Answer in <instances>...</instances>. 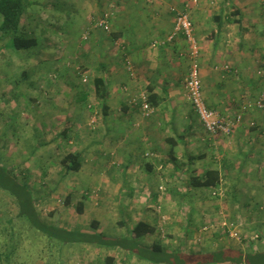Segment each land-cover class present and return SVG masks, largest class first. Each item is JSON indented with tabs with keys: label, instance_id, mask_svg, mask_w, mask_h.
Masks as SVG:
<instances>
[{
	"label": "crops",
	"instance_id": "crops-1",
	"mask_svg": "<svg viewBox=\"0 0 264 264\" xmlns=\"http://www.w3.org/2000/svg\"><path fill=\"white\" fill-rule=\"evenodd\" d=\"M47 3L50 11L57 12L53 14L56 18L63 16L62 21L73 9H80L78 17L83 15V28L90 25L87 21L92 15L101 16L103 10L113 12L111 32L96 30L97 38L91 47L94 50L85 46L80 50L86 78L81 75V80L78 72L71 74L65 65L59 74L62 83H58V78H46L53 99L60 101L52 105L51 115L49 112L46 116L52 131L46 134L44 152L54 157L59 156L55 155L56 149L64 150L59 164L61 170H66L62 175L63 171L58 170L57 174L50 170V186L59 185L65 190L71 186L83 192L69 193L63 198V205L68 204V196L72 205L83 203L86 213L96 201L110 205L132 203L136 213L134 226L144 219L158 227V234L143 241L147 246L160 237L164 240L172 236L173 240L166 241L167 246L197 253L222 248L264 251V220L257 216L259 205L264 206V107L258 106L264 80L257 75L264 61V34L256 29L258 24H264V16L243 26L245 21L249 23L246 8L250 4L239 0H200L197 4L192 0H78L70 3L73 9L64 3L60 7L59 2L52 0ZM186 3L200 44L206 102L228 118L237 114L243 117L230 136L205 131L185 88L189 70L187 43L184 37L166 42L175 25L174 10ZM88 29L92 33L95 27L91 24ZM75 39L63 42L65 46L58 51L64 59L73 58L65 54L66 45L74 44ZM1 57L5 63L6 54ZM51 58H56V54ZM227 65L229 70L225 69ZM59 71L56 68L51 73ZM22 74L28 76L29 71ZM98 79L103 82L99 90ZM144 94L156 110L149 118L138 103ZM71 152L81 154L82 168L78 172L67 171L62 164ZM211 169L221 173L218 189L192 185L194 178L205 177ZM152 174L158 176V186L150 182ZM55 175L58 176L54 178ZM214 191L222 194L215 195ZM94 194L99 195L97 200ZM57 198L62 196L51 200L53 209L58 205ZM104 209L110 208L105 205ZM91 211L94 221L103 227L101 218L106 213L103 215L96 207ZM252 212L256 213L251 226L241 222L246 227L241 232L243 238L248 237L249 230L263 238L259 245L253 243L254 250L249 248V240L232 239L220 226L221 221L241 215L246 221ZM162 214L167 216L165 233L160 230ZM207 225L213 227L203 233L202 228ZM200 236L203 241L199 242ZM147 239L153 241L148 243ZM85 244L71 247L80 246L81 251L93 248L98 253V246ZM129 257L117 254L116 264H150Z\"/></svg>",
	"mask_w": 264,
	"mask_h": 264
},
{
	"label": "rangeland",
	"instance_id": "rangeland-1",
	"mask_svg": "<svg viewBox=\"0 0 264 264\" xmlns=\"http://www.w3.org/2000/svg\"><path fill=\"white\" fill-rule=\"evenodd\" d=\"M28 1L30 6L22 21L23 30L36 37L40 44L28 50H16L9 46L8 40L0 37V166L5 169L4 173H0V255L2 256L0 264H102L107 251L103 253L101 249L106 250L105 248L98 246L97 253L93 251V248L81 251L80 246H76V249H73L69 244L64 246L58 238L52 234L44 233L30 221L28 216L23 213V211L27 212L30 206L28 208L27 203H22L19 200L21 197L31 196L34 206L36 205L37 217L47 227L56 230L62 228H76L83 231L100 230L101 234L106 237L116 238L115 234L118 233L120 237L125 236L134 226L136 213L134 210L132 211V203L110 205L96 201L92 203V207L88 204V213L84 211L83 207L80 212L79 205L77 206L75 202L74 205L65 203L63 205V198L69 193L83 195V192L80 188L75 189L71 186L70 190L69 187H66L65 190L59 185L58 188L50 186L52 180L50 170L55 171V173L58 170H64V168L61 170V164H59L64 150L59 152V149H56L55 155L58 153L59 156L54 157L44 152V147L47 145L46 134L48 130L52 131L48 128L46 116L49 115V112L51 115L52 105L60 101L53 99L52 91L47 85L49 81H46L48 78L49 80L58 78V83H62L59 74L63 73V65L69 67L71 74L78 72L77 76L80 79L81 75L82 77L85 75L84 66L80 63V50L84 49L83 46L89 48L94 46L97 38L95 31L98 29L95 28L91 33L88 28L91 24L94 25L100 15L90 16V21H87L90 25L83 28V15L78 17L80 9L71 7V4L73 5L71 2L76 3L78 0H52L55 4L59 2L60 7L63 5L61 3H64L66 8L73 9L63 21L62 15L56 18L57 15L54 16L53 14H57V12L50 11L52 8H50L51 5H48L50 4L47 3L48 0ZM247 1L249 0L246 2L239 0L242 4H250L246 8V20L248 19L249 23L246 24L245 21L243 24L245 27L252 25L255 18L264 16V0H252L251 3ZM108 8L107 6L106 9ZM256 29L264 34L263 23L258 24ZM88 31H90V35H86ZM98 33H104V31L99 30ZM91 37H94V40ZM74 39V44L66 45L67 53L65 54V56L69 54L68 56L73 58L64 59L65 57L58 51L65 46L63 42L71 43L70 40ZM262 42L264 43V37H262ZM85 50L89 51L86 48ZM92 50L94 49L91 48ZM4 54H6L5 63L3 62L4 58L1 57ZM52 54H56V58L53 60ZM56 68L60 70L58 74L57 72L56 74L51 73ZM24 70L29 71L28 76L22 74ZM258 77L260 76L258 75ZM84 78L86 77L84 76ZM39 80L43 81L40 82ZM61 93L58 92V94ZM261 98L264 99V92L261 93ZM51 124L50 126H52ZM66 148L68 149V147ZM18 161L22 162L17 164ZM57 176L55 175L54 178ZM150 182L154 186H158V176L152 174ZM59 196L62 198H57L58 205L53 209L51 204L53 201L51 200ZM93 196L97 200L99 195L94 194ZM105 205L109 206L110 209L105 210ZM94 207L103 215L105 213L107 215L101 218L104 226L100 227L98 224L97 229L94 228L96 227L94 226L95 219H93L94 215L91 211ZM263 207L259 205L261 210L259 209L260 212L257 214L258 217L262 218V221L264 220ZM255 213L252 212L250 219L247 217L246 221L241 219L243 215L238 219H229L245 224L250 223L251 226L252 217ZM119 221H124V228L118 225ZM244 223H241L242 228H246L243 227ZM249 231L248 237H244L243 240H249V248L254 250L255 245L253 243L257 242L259 245L263 238L260 236L258 240H251L253 231ZM111 233L114 236H111ZM152 241V239L146 240L148 243ZM80 244L86 245L85 243Z\"/></svg>",
	"mask_w": 264,
	"mask_h": 264
},
{
	"label": "trees",
	"instance_id": "trees-1",
	"mask_svg": "<svg viewBox=\"0 0 264 264\" xmlns=\"http://www.w3.org/2000/svg\"><path fill=\"white\" fill-rule=\"evenodd\" d=\"M29 6L30 2L28 0H0V37L8 40L7 43L13 49L28 50L39 45L36 37L31 36L27 31L26 34L23 30L22 21ZM261 79L264 80V77H261ZM96 83H98L97 89H101L103 82L98 79ZM62 164L67 171L78 172L82 168L81 154L77 152L67 154ZM4 171L5 169L0 166V173L2 174ZM220 184L221 173L215 169L207 171L205 177H196L192 181L193 186L214 190L218 189ZM19 200L22 203H27L28 208L30 206L27 212L23 211L30 221L44 233L52 234L55 238H58L64 246L88 243L108 250L104 259L105 264H116L117 253H125L130 257L147 261L150 264H264V251L246 252L237 248H222L216 251L197 253L187 251L184 247L172 248V246H167L166 241L173 240L172 236H167L164 240L160 237L152 246H147L143 241L149 236L158 234V227L144 219L139 220L125 236L116 238L106 237L101 232L83 231L76 228L52 229L37 217L36 205L34 206L31 196H24ZM67 201L68 204H71V196H68ZM82 207L83 204L79 203L78 209L80 212ZM119 225L123 227L125 225L124 221H120ZM94 226H96L95 229L98 228L97 222L94 223ZM1 258L0 255V260Z\"/></svg>",
	"mask_w": 264,
	"mask_h": 264
},
{
	"label": "built area",
	"instance_id": "built-area-1",
	"mask_svg": "<svg viewBox=\"0 0 264 264\" xmlns=\"http://www.w3.org/2000/svg\"><path fill=\"white\" fill-rule=\"evenodd\" d=\"M200 0H192V3H199ZM175 25L171 34L167 37L166 42H172L176 38L184 37L187 43V52L185 53L186 58L189 61L188 75L185 79V88L187 96L192 103V106L198 114L203 127L210 135H224L230 136L234 130L236 123L242 121V115L237 114L234 118H228L221 114L218 110L211 108L207 102L203 91V82L201 77V49L199 41L195 35V25L191 15V9L188 3L183 5L180 9H175ZM112 12L103 13L98 18L94 27L101 29L104 32H111ZM226 70L230 69V66H225ZM257 74L260 77H264V62L261 68L258 69ZM138 103L141 105L143 115L146 118L152 117L156 112L155 108L151 105L148 99V95L144 94L141 98H138ZM136 103L137 100L134 99ZM259 107H264V99L260 97L258 101ZM215 195L222 194L220 191ZM161 209V208H160ZM162 221L160 230L165 233L164 224L167 222V216L162 214ZM220 226L223 229H227L228 236L232 239H242V224L239 221L223 220L220 222ZM212 226H204L202 228L203 233H208L212 229ZM259 233L253 232L250 237L251 240H258ZM198 241H203V237H198Z\"/></svg>",
	"mask_w": 264,
	"mask_h": 264
}]
</instances>
